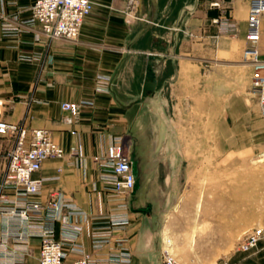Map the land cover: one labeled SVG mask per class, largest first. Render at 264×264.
<instances>
[{"label": "crops", "instance_id": "crops-1", "mask_svg": "<svg viewBox=\"0 0 264 264\" xmlns=\"http://www.w3.org/2000/svg\"><path fill=\"white\" fill-rule=\"evenodd\" d=\"M93 1L69 40L29 24L36 0H0V119L45 128L66 151L81 152L44 161L35 174L46 178L41 200L60 190L85 211L79 242L94 253L92 230L120 208L93 156L124 137L136 188L130 224L115 236L127 237L130 264H163V249L180 264H213L219 251L229 264H264V240L248 254L238 249L264 225V176L243 170L245 157L264 150L253 67L243 57L252 0ZM216 18L236 29L222 31ZM260 27L264 58V15ZM65 101L86 102L72 123ZM14 144L0 134L1 175ZM60 231L58 223L57 238ZM40 246L30 240L25 264H40Z\"/></svg>", "mask_w": 264, "mask_h": 264}, {"label": "built area", "instance_id": "built-area-1", "mask_svg": "<svg viewBox=\"0 0 264 264\" xmlns=\"http://www.w3.org/2000/svg\"><path fill=\"white\" fill-rule=\"evenodd\" d=\"M213 6H218L215 2ZM94 9L93 0H36L31 7L29 24H40L42 32L52 39L77 40L86 18ZM264 15V0H252L248 17L247 46L243 57L253 67L251 91L260 99L264 117V58L260 54V22ZM222 31L230 32L236 25L225 18H216ZM109 81L107 75H100ZM86 102L65 101L62 109L70 113L69 123L77 120ZM0 134L15 138L14 146L7 153L4 174H0V264H25L30 253V240L41 241L40 264H130L132 253L126 236L116 237L130 224L126 196L136 188V175L132 168L130 149L124 137H116L104 153L93 156L102 169V178L107 184L113 201L120 211L103 218L92 230L94 253L85 251L79 242L83 225L88 215L76 203L65 197L60 190L53 191L46 201L41 194L46 178L36 176L44 161L50 157H80L78 147L66 151L54 141L45 128H26L17 123L0 119ZM63 169L59 168L61 172ZM58 178V177H57ZM11 190V192L9 191ZM100 217H93L98 221ZM61 224L57 238V224ZM114 238V240H113ZM264 240V225H256L247 231L238 242V249L249 252ZM114 242L116 246L107 252L103 249ZM69 253L78 255L68 261ZM163 264H180L167 249L162 250ZM224 264H228L227 261Z\"/></svg>", "mask_w": 264, "mask_h": 264}, {"label": "rangeland", "instance_id": "rangeland-1", "mask_svg": "<svg viewBox=\"0 0 264 264\" xmlns=\"http://www.w3.org/2000/svg\"><path fill=\"white\" fill-rule=\"evenodd\" d=\"M245 159L248 161V166L243 169L245 174H248L250 172V173H254L257 175L264 176V150L257 152V153L250 154L249 156L245 157ZM188 186L189 185L187 184L186 187L188 188ZM133 192L126 196L125 201L127 203H128V198L130 197V195L133 194ZM128 207H129V203H128ZM172 208H173V203H171L169 205L168 209L172 210ZM235 248L236 247H234V245H231V247L226 250L225 254L228 253V251L232 252ZM167 250L170 251V253L172 254L173 257H174V253L177 255V252L175 250H171V249H167ZM253 250H251V251H253ZM251 251L247 252V254L250 253ZM224 258H225V256L223 257V252L219 251V252L215 253L213 264H224L225 261L228 262V260L224 259ZM228 264H229V262H228Z\"/></svg>", "mask_w": 264, "mask_h": 264}, {"label": "water", "instance_id": "water-1", "mask_svg": "<svg viewBox=\"0 0 264 264\" xmlns=\"http://www.w3.org/2000/svg\"><path fill=\"white\" fill-rule=\"evenodd\" d=\"M146 89H153V87L150 85L146 86Z\"/></svg>", "mask_w": 264, "mask_h": 264}]
</instances>
